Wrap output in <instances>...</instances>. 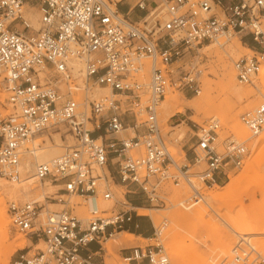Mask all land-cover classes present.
Returning <instances> with one entry per match:
<instances>
[{
  "label": "built area",
  "instance_id": "built-area-1",
  "mask_svg": "<svg viewBox=\"0 0 264 264\" xmlns=\"http://www.w3.org/2000/svg\"><path fill=\"white\" fill-rule=\"evenodd\" d=\"M24 5L37 7V29L23 16ZM128 11L110 0H0V81L12 109L0 118V179H25V156L34 154L25 144L38 133L63 126L72 138L60 155L33 165L32 176L57 186L55 193L42 202L6 204L11 229L33 245L31 254L19 250L10 264H98L95 257L104 264L102 244L125 231L137 209L114 198L107 177L125 195L143 196L150 204L164 203L163 183L183 182L190 201L196 199L192 179L199 187L221 185L242 165L246 141L264 131V100L239 117L249 133L245 140L221 139L219 121L211 118L193 132L191 163L179 165L157 120L169 88L200 91L203 43L222 45L221 38L249 35L256 46L232 62L235 79L249 84L264 69V0H161L141 22ZM97 88L107 93L93 98ZM71 196L82 197L86 217L73 213ZM99 200L118 206L99 209ZM165 223L152 225L145 239L154 243L122 247L129 251L122 259L168 264L159 240ZM40 241L43 248L35 247ZM229 254L215 264H264V254L245 236L237 237Z\"/></svg>",
  "mask_w": 264,
  "mask_h": 264
},
{
  "label": "rangeland",
  "instance_id": "rangeland-1",
  "mask_svg": "<svg viewBox=\"0 0 264 264\" xmlns=\"http://www.w3.org/2000/svg\"><path fill=\"white\" fill-rule=\"evenodd\" d=\"M110 1L115 3L116 8L121 12V7H126V10H129L128 15L133 18V20L140 22L146 14L152 12L156 5L161 4V0ZM139 3H141L142 6H139ZM162 8L163 6L161 5L153 14L159 13ZM27 10H31L33 12L36 11L39 17V11L36 6L24 5L22 14ZM140 12H143V15L141 18H137L136 14ZM161 16L162 13L157 15L158 18ZM262 27L264 28V19H262ZM234 37L240 41L239 45L241 48L239 45H233L232 49H234V51L230 53L231 50H228L226 45L229 42H232ZM244 37L250 44H252V47L256 46L249 35L242 36V34L236 33L227 40L221 38L220 41L222 45H217L215 43H203V45L199 47L200 56L198 57V62L200 58L201 68L204 69L200 78V92L193 93L191 91L184 90L186 91L185 95L181 91L169 88L165 93V95L176 94L179 96V103L184 106L183 111L167 117L163 116L161 114L160 102L157 110L158 125L170 154L179 165L188 164L185 154H189L188 147L191 144L190 142L194 141L191 137L195 128L211 118L218 119L219 121L221 127L219 135L221 139L229 135H233L239 140H245L248 137V131L246 136H241L233 127V122L228 117L229 110L231 109L240 121L239 117L243 112L251 110L258 103H260L259 101L256 102V96L259 94L257 91L260 90V88H263L260 84L259 78V76L264 78L263 71L256 75L249 84H241L235 79L232 62L244 55L252 54V52L247 49H251L252 47L244 44ZM207 44H211V49L204 48ZM242 47L246 49H242ZM221 59H223L226 64L225 69L221 66ZM145 65L147 68V61H145ZM224 70H232L234 72V83L236 88L240 90L241 93L249 89L252 92H250L249 95H244L240 99H237L230 96L229 93L225 92V90H222L220 83ZM146 73L147 72H145V76ZM78 81L80 82L81 78H79ZM105 93L97 88L93 92V98ZM205 93L207 94L202 100V96L204 97L203 94ZM7 97L8 93L5 91L2 82L0 81V118L5 117L12 112L11 105L8 103ZM197 101L199 102L198 105H196L198 103ZM195 102L197 103L194 104ZM124 133L126 134V132H123V134ZM68 134L69 133L63 126H58L48 131L38 133L33 137V139L34 141L38 140L36 141L37 143L35 142L37 146H43L44 139H48L50 142H53L54 137L57 136L62 140L61 144L63 150L60 152L62 153L66 146L71 143ZM259 136L246 141L247 154L242 162V165L231 171L228 179L221 185L210 188H206L204 186L199 187L197 180L192 179L194 185H196L199 191L206 194L209 192L219 193L221 197L216 200L218 202L211 200L212 209H209V212L212 216V220L210 223L204 224L201 220L198 221L194 217H189L188 219L178 223L174 230L173 235L176 233L180 234L173 239V246L181 248H191L196 246L195 248L197 252L195 253V259H197L198 264L199 262H201L200 264H215L224 257H229V251L235 244L238 236L248 237L250 242L264 254V138L259 139ZM31 140L28 141L25 146L30 147L32 145ZM26 156L30 157V160L33 161V155ZM189 162L191 163V161ZM202 166L203 164L200 166L194 165L189 171L193 172L200 170ZM30 173L33 174V167L32 171H29V174ZM102 173L106 176L108 175L105 168L102 169ZM26 175L23 174V177L25 178ZM107 180L110 182V187L116 200L120 202L125 200L130 202L128 198L129 196L127 197V195L124 194L126 191L122 185H114L108 177ZM42 182L36 180L33 183H30L28 191H24L20 186H18V191L13 196L5 189L6 186H12L11 184H8L10 182L5 179H0V199L5 207V214L7 213L6 204L8 201L22 203L26 201L38 200L42 202L46 196H50L55 193L57 186L47 182ZM159 194L164 197V203L150 204L143 196H140L142 201L140 208L152 210V214L157 217L155 221L150 217L149 210L148 212L145 210L140 211L138 208L135 209L134 218L136 219L138 226L141 225L148 233L151 232L152 225L160 227L162 222H166L163 226L159 240L165 246L171 263V253L169 247L167 246V231L172 225V222L168 218V215L177 209L185 210V207L189 210H193L198 206V204H200V201L198 198L190 201L185 200L186 197L191 194V191L183 182L177 186H174L171 183H163L160 186ZM63 198H65V196H63ZM69 201V207L72 208L71 210L73 213H75L78 217L87 216V208L84 205L82 197L71 196L69 197ZM98 203L99 207L100 205H104L103 209H111L114 206H118V204L113 201L99 200ZM49 207L52 209H61L65 206L49 205ZM6 216L7 219H9L8 215ZM207 217H209V215H207ZM138 226L134 228L137 229ZM125 232L121 231L119 234L120 238L123 240V244L121 246H116L114 243H111V251H108L106 249L107 240L102 244L104 249L102 253L104 264H127V262L122 259V257L125 256L121 253L122 247L129 248L135 245L144 246L154 243V240L152 239L146 240L134 234L128 235L127 233H130V231H126V229ZM6 233L7 241H5V245L7 246V264H10L13 256L19 250H29V254L33 252L31 240L26 238L27 241L21 244L20 240L25 238V236L13 231L10 227V223L7 226ZM35 247L43 248L42 241H40ZM224 247L228 248V250L227 252L222 253L221 250L224 249ZM199 254L202 256L201 261H199ZM95 262L100 264L101 258H98V261ZM187 263L189 264L191 262L188 261Z\"/></svg>",
  "mask_w": 264,
  "mask_h": 264
},
{
  "label": "bare ground",
  "instance_id": "bare-ground-1",
  "mask_svg": "<svg viewBox=\"0 0 264 264\" xmlns=\"http://www.w3.org/2000/svg\"><path fill=\"white\" fill-rule=\"evenodd\" d=\"M23 16L26 18V20L28 21V23L30 24V26L33 29H37L38 28V25H39L38 19H39V17H38V14H37L36 11H34V12L31 11V10L24 11L23 12ZM239 43H240L239 40L236 37H234V40L232 42H229L226 45V47H228V50H231L230 53H232L234 51V49H232V46L233 45H235V46L239 45ZM210 47H212L211 44H207V45L204 46V48H208V49H211ZM239 47H240V45H239ZM242 49H246V48L242 47ZM247 49L249 51H251L250 48H247ZM73 65H74V67L78 68L79 67V62L75 61ZM221 66H222L223 69H225V67H226V64H225L223 59H221ZM262 71L264 73V69ZM221 78L222 79H221L220 87H221L222 90H225V92L229 93L230 96H233V97H235L237 99H240L242 96L249 95L250 92H252L249 89V90L244 91L243 93H241L240 90H238L236 88L235 83H234V72L232 70H230V71H225L224 70V72L222 73ZM259 78H260V84H261V86L263 88H260V90H258V91L256 90L259 93L256 96V98H257L256 102L257 101L261 102V101L264 100V78L262 76L261 77L259 76ZM258 81H259V79H258ZM99 90H101L104 93L105 92L107 93V89H105V88H99ZM257 92H255V93H257ZM206 94L207 93L203 94L204 97L202 96V100H203V98H205ZM101 95H103V94H101ZM178 97L179 96H177L176 94L165 95V98L161 101V114L163 116L167 117V116L173 115L175 113H180L181 111L184 110V106L181 103H179V98ZM197 102H195L194 104H196ZM198 104H199V102L196 105H198ZM228 117L233 122L232 125L237 130V132L241 136H246L247 135V130L243 126V124H241V122L237 119L236 114L233 112V110H231V109L229 110ZM248 135H249V133H248ZM68 136L70 137L69 134H68ZM262 138H264V131L259 136V139H262ZM70 140H71V143H72V138L71 137H70ZM31 141L33 143L31 142L32 145L30 146V148L33 149V151H34L33 152L34 153L33 154V161L30 160V157L26 156L25 160H24L25 163L22 165V168H21V170L23 171V174H25V175L27 174L26 177H25V180H23L22 182H19V183H8V184H11L12 186H6L5 187L6 191L10 192V194L13 195V196H14V194L17 193L18 186H20L21 189H23L24 191L25 190L28 191L30 183H33L34 181H36V178L32 176L33 174H31V173L29 174V171L30 172L32 171V167H33L34 163L49 161V160L57 157L58 155H60L61 154L60 152L63 150V147H62V144H61L62 140L59 137H57V136L54 137L53 142H50L48 139H44L43 146H37L36 145V143H37L36 141H38V140L34 141V139H33ZM71 143L69 145H71ZM38 144H39V142H38ZM69 145H67V146H69ZM194 187H195V191L194 192H195L196 198L199 199L200 204H198V206L195 207L193 210H189L188 208L185 207L184 208L185 210L177 209V210L171 212L169 215L167 214L168 218L172 222V225L169 227V229L167 231L168 245H167V243H166V245L169 247L170 253H171V263L169 261L168 264H188L187 263L188 261L191 262L189 264H198L197 263V259H195L196 258V254L195 253L197 252L196 248H195L196 246L195 247H191V248H181V247L173 246V244H172L173 239L177 235L180 234V233H176L175 235H173L174 230H175L176 226L178 225V223H180L181 221H184L185 219H188L189 217H194L198 221L201 220L202 223H204V224L210 223L211 220H212V216L210 215V212H209V209H212L211 200L216 201L219 198H221L219 193L209 192V193L206 194V193H203V192L199 191L197 189L196 185H194ZM216 202H218V201H216ZM100 208L103 209L104 205H100L99 209ZM138 209L140 211L145 210L147 212L149 210V209H144V208H138ZM6 215H7V213L5 214V207L3 205L2 200L0 199V264H7V262H6V259H7V246L5 245V241H7L6 229H7V226L9 224V219H7ZM149 215H150V217L152 219H154V221L157 218L156 216H154L152 214V210H149ZM207 215H209V217H207ZM229 220H231V219H229ZM217 229H220V228H217ZM120 233L121 232H118L112 238L107 239V241H106L107 242L106 249L108 251H111L110 250L111 243H114L116 246H121L123 244V242H122L123 240L120 238V235H119ZM127 234L131 235L130 233H127ZM25 241H27L26 238H23V239L20 240L21 244H23ZM109 241H111V242H109ZM227 250H228V248L224 247V249H222L221 252L225 253V252H227ZM187 251H189V252H187ZM190 255H192V256H190ZM201 257L202 256L199 254V261H201ZM168 259H169V257H168ZM200 263L201 262H199V264Z\"/></svg>",
  "mask_w": 264,
  "mask_h": 264
},
{
  "label": "crops",
  "instance_id": "crops-1",
  "mask_svg": "<svg viewBox=\"0 0 264 264\" xmlns=\"http://www.w3.org/2000/svg\"><path fill=\"white\" fill-rule=\"evenodd\" d=\"M121 9H122V12H125V11H127L126 9V7H121ZM129 9V8H128ZM142 15H143V12H140V13H138V14H136V17L137 18H141L142 17ZM133 19V18H132ZM240 42V41H239ZM244 44H246L247 46H251L252 47V44H250L249 42H248V40H246L245 39V37H244ZM187 91V90H186ZM186 91H183V93L186 95ZM186 160L189 162L190 161V157H189V154L187 153L186 154ZM129 196V197H128ZM127 197L129 198V200H130V203L132 204V205H134L136 208H140L141 207V199H140V195H127ZM135 219V218H134ZM137 223V222H136ZM144 230V229H143ZM126 231H129V230H127L126 229ZM145 231V233H144V235L143 234H136V233H133V232H130V234H134V235H137V236H140L141 238H143V239H145V238H148V237H150V235H151V232H152V229H151V232L150 233H148V232H146V230H144ZM97 249V247H96V245H94V244H92L91 246H90V250H92V251H95ZM128 250H123V251H121V253H123V255H127L128 254ZM94 260L95 261H98V258L97 257H95L94 258ZM134 264H136V263H134ZM142 264H145L144 262L142 263Z\"/></svg>",
  "mask_w": 264,
  "mask_h": 264
},
{
  "label": "trees",
  "instance_id": "trees-1",
  "mask_svg": "<svg viewBox=\"0 0 264 264\" xmlns=\"http://www.w3.org/2000/svg\"><path fill=\"white\" fill-rule=\"evenodd\" d=\"M134 223H136V219H133L132 222L126 227L127 230L130 232L136 233V234H143L145 231L143 230V227L140 225L137 229L134 228Z\"/></svg>",
  "mask_w": 264,
  "mask_h": 264
}]
</instances>
